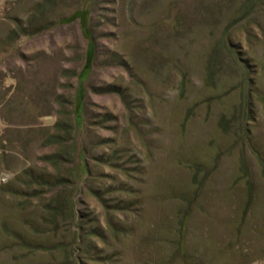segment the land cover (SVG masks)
<instances>
[{"label":"rangeland","instance_id":"1","mask_svg":"<svg viewBox=\"0 0 264 264\" xmlns=\"http://www.w3.org/2000/svg\"><path fill=\"white\" fill-rule=\"evenodd\" d=\"M0 264H264V0H0Z\"/></svg>","mask_w":264,"mask_h":264},{"label":"trees","instance_id":"2","mask_svg":"<svg viewBox=\"0 0 264 264\" xmlns=\"http://www.w3.org/2000/svg\"><path fill=\"white\" fill-rule=\"evenodd\" d=\"M91 43H92V45L90 46V48L88 49V51H87V56L88 57H92V56H94V54H95V49H96V41H95V39L92 37V39H91ZM87 67L89 66V65H86ZM86 67V68H87ZM88 69H89V67H88ZM83 110H85L84 109V106L82 107V109H75V111H74V113H75V116L76 117H81V115L83 116ZM81 111H82V114H81ZM77 118V119H78ZM83 152L85 153V154H87V152H88V147L86 146V147H84L83 148ZM84 167H86V169L87 170H89V172H90V169H89V164H88V162L86 161V159L84 160ZM79 174H81V172L79 171ZM61 180V182L63 181V182H65V179L63 180V178H61L60 179ZM69 181H70V179H69ZM69 181H67V182H69ZM66 183V182H65ZM62 202H64L63 204H67V203H69V200H67V199H63L62 198ZM51 203H49V206H48V209H50V210H52V213H53V215H55L56 214V209L58 208L57 206L56 207H51L52 206V204L50 205ZM60 208H58L57 210L60 212V210H59ZM63 210V209H62Z\"/></svg>","mask_w":264,"mask_h":264}]
</instances>
